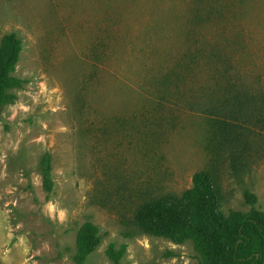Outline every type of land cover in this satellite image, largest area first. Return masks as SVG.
Here are the masks:
<instances>
[{"label": "rangeland", "instance_id": "374dc122", "mask_svg": "<svg viewBox=\"0 0 264 264\" xmlns=\"http://www.w3.org/2000/svg\"><path fill=\"white\" fill-rule=\"evenodd\" d=\"M16 33L0 113V264H201L134 222L205 172L222 219L264 215V0H0V43ZM49 157L50 189L42 163Z\"/></svg>", "mask_w": 264, "mask_h": 264}, {"label": "trees", "instance_id": "16d2710c", "mask_svg": "<svg viewBox=\"0 0 264 264\" xmlns=\"http://www.w3.org/2000/svg\"><path fill=\"white\" fill-rule=\"evenodd\" d=\"M22 52V41L16 33L7 34L0 43V113L16 100L12 93L24 82L15 78ZM50 165L42 163L45 187L50 189ZM251 206L248 215L232 212L228 219L218 211L216 190L205 172L196 173L193 187L181 198H163L138 210L134 222L149 235L162 237L174 244L191 242L201 264H264V215L256 208V198L245 194ZM100 246L98 229L85 224L78 234L75 264H86L87 258ZM126 247L108 245L105 256L111 264H123Z\"/></svg>", "mask_w": 264, "mask_h": 264}]
</instances>
